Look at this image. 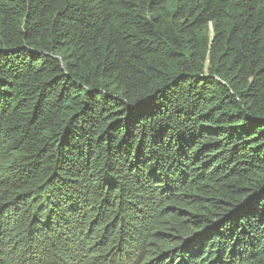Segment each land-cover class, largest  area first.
Instances as JSON below:
<instances>
[{"label":"trees","instance_id":"obj_1","mask_svg":"<svg viewBox=\"0 0 264 264\" xmlns=\"http://www.w3.org/2000/svg\"><path fill=\"white\" fill-rule=\"evenodd\" d=\"M0 264H264V0H0Z\"/></svg>","mask_w":264,"mask_h":264}]
</instances>
